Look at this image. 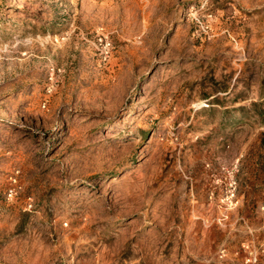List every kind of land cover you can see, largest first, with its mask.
<instances>
[{
    "label": "rangeland",
    "instance_id": "obj_1",
    "mask_svg": "<svg viewBox=\"0 0 264 264\" xmlns=\"http://www.w3.org/2000/svg\"><path fill=\"white\" fill-rule=\"evenodd\" d=\"M0 264H264V0H0Z\"/></svg>",
    "mask_w": 264,
    "mask_h": 264
}]
</instances>
